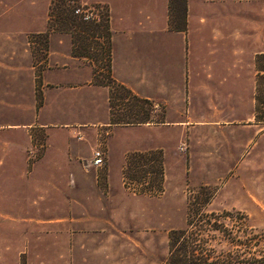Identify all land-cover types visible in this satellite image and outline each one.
<instances>
[{"label": "crops", "instance_id": "obj_1", "mask_svg": "<svg viewBox=\"0 0 264 264\" xmlns=\"http://www.w3.org/2000/svg\"><path fill=\"white\" fill-rule=\"evenodd\" d=\"M97 2L109 11L113 78L162 107V123L111 125L109 89L72 56L69 35L50 32L43 58L31 51L40 41L29 40L46 34L50 0H0V264H159V201L126 193L125 156L113 169L111 134L156 131L164 140L132 150L161 147L165 157L170 140L175 147L193 133L194 143L220 123L221 155L242 153L256 136L232 121L251 112L264 0H187L185 32L169 30L168 0ZM100 130L108 160L96 170ZM32 135H44L46 149L29 166Z\"/></svg>", "mask_w": 264, "mask_h": 264}, {"label": "rangeland", "instance_id": "obj_2", "mask_svg": "<svg viewBox=\"0 0 264 264\" xmlns=\"http://www.w3.org/2000/svg\"><path fill=\"white\" fill-rule=\"evenodd\" d=\"M97 1L78 0V3L84 9L92 11L98 7L99 13H106L107 5ZM47 37L44 34L40 40H29L40 41L31 47L39 59L48 51ZM255 64V90L249 97L251 112L247 113V119L232 121L233 125L249 124L256 134L242 153L220 154L221 148L214 138L220 133L219 126L227 127L226 123L201 131L194 143L193 133L192 136L187 133L175 147L174 140H170L168 149L174 150L166 157L161 147L132 150L141 144L164 140L158 139L156 131L123 128L115 130L109 138L113 169L125 156L120 183L126 193L159 201V264H168L169 235L174 231H185L192 242L187 250H195L198 259L207 258V264H263L253 259L264 255V56L256 58ZM103 77L104 73L99 71L98 81L103 82ZM114 97L115 115L125 120L147 117L149 122H156L163 117L162 107L153 108L116 92ZM107 137L106 130H100L95 145L103 139L107 147ZM156 162L159 170L161 167V177L151 173ZM112 177L116 181V176Z\"/></svg>", "mask_w": 264, "mask_h": 264}, {"label": "trees", "instance_id": "obj_3", "mask_svg": "<svg viewBox=\"0 0 264 264\" xmlns=\"http://www.w3.org/2000/svg\"><path fill=\"white\" fill-rule=\"evenodd\" d=\"M70 1L74 3L70 4ZM51 6L48 12L46 35L50 32L69 35L71 38L72 56L88 63L92 69L95 85L109 89L111 125L130 126L150 123L147 117L139 121H130L123 119L120 115H115L116 109L113 104V100L115 99L114 92L134 101L146 104L150 103L138 99L130 90L117 83L113 78L111 69V31L108 8L106 7V13H101L98 21H84L82 16L74 14L75 9L79 7L78 0H52ZM96 9H98V7H96ZM168 28L173 32L186 31V0H168ZM99 71L104 73L103 82L98 81ZM38 100L40 103V96H38ZM162 120L163 117L154 123H162ZM153 170L154 171L151 173H154L156 176H162L161 167L159 170L157 162ZM188 225H190L189 221ZM185 233V231H174L170 233L168 264H207V258L198 259L195 257V250H187L192 242L189 241ZM253 260L255 263L264 264V255Z\"/></svg>", "mask_w": 264, "mask_h": 264}, {"label": "built area", "instance_id": "obj_4", "mask_svg": "<svg viewBox=\"0 0 264 264\" xmlns=\"http://www.w3.org/2000/svg\"><path fill=\"white\" fill-rule=\"evenodd\" d=\"M73 1H70V4H73ZM74 14L80 15L83 17L84 21H98L100 19L101 13H99L98 9H93L90 11L89 9H84L83 7H77L74 11ZM46 149V142L44 135L41 136H33L31 146L27 151V161L29 166H32L40 158L43 156ZM108 160V151L106 147L105 140L101 139L92 149V159L91 166L96 170H103L106 167Z\"/></svg>", "mask_w": 264, "mask_h": 264}]
</instances>
